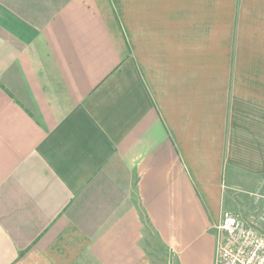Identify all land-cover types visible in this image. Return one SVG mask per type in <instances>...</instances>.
I'll list each match as a JSON object with an SVG mask.
<instances>
[{
  "label": "crops",
  "instance_id": "1",
  "mask_svg": "<svg viewBox=\"0 0 264 264\" xmlns=\"http://www.w3.org/2000/svg\"><path fill=\"white\" fill-rule=\"evenodd\" d=\"M223 1L0 0V264H158L148 233L166 264H215L264 183V56L217 81L233 44L264 55V17L256 50ZM217 18L204 40L231 48L208 55Z\"/></svg>",
  "mask_w": 264,
  "mask_h": 264
},
{
  "label": "rangeland",
  "instance_id": "2",
  "mask_svg": "<svg viewBox=\"0 0 264 264\" xmlns=\"http://www.w3.org/2000/svg\"><path fill=\"white\" fill-rule=\"evenodd\" d=\"M221 2L224 3L223 0H221ZM252 2L257 3V0H235L234 5L237 6V9L234 13L235 14L238 13L237 18H239V21L241 23L248 24V26L253 21V26H255V27H252V30H251L252 34L249 37V39L251 40L249 45H253V46L255 45L254 47H256V50H258L257 48H259V44H258L257 40L259 37H257L255 34L258 30H262V27L259 26V24L262 23V21H257V20L254 21V19H258L260 15H262L264 17V13L262 12L263 13L262 14L261 11H257L256 15H254L253 14L254 10L251 8V6L254 7V4H251ZM217 5H218V2H217ZM218 7L219 6H217V8ZM190 17L191 18L195 17L198 20H200V18H201L198 13L192 14ZM227 23H228V20L226 18H222L220 20V24H219V18H217V21L215 23H213V25H211L210 29L206 30L207 32L204 31L205 26L199 27L201 29L200 36H201L202 40L199 41L200 43H198V44L195 43L194 46L196 47L198 45V47H199L198 49L200 52L201 51L203 52L206 50L208 52V55H210L209 52H212L214 49L216 50V53L217 52L219 53L221 50L226 49L227 46L230 49L231 44L221 43V39L219 40V42L217 44H213L214 45L213 50H211L212 46H210V44L207 43V41H208L207 36L209 34L216 36L218 34L219 30H221V33L224 32L226 29ZM238 29H240V27H238ZM214 38H212V39H214ZM220 38H221V36H220ZM204 39H207V41ZM185 45H186V47L189 45V42H187V40H186ZM238 45H240V43ZM236 46H237V44L232 45V54L229 56L228 64L225 65V66L229 67V70H228L229 74L225 75L226 70L223 71L221 74H223L224 77L218 78L217 79L218 82L225 81V77L227 76V78H228L227 81L229 84L230 83L235 84V82L238 83L237 85L244 84L247 82H251V76H252L251 70H253V68H257L256 70H260L258 66H262V64H263L262 60H263V56H264L262 54V49L260 48L259 52L257 54L253 55L249 51L244 53V50L241 49L242 46L239 48H237ZM202 59H203V57H202ZM247 69H249L248 72H247ZM244 70H246L245 73H244ZM259 76L262 77L261 74ZM248 80H250V81H248ZM229 86L231 89L236 88V86H234V85L231 86V84ZM237 87L240 88L239 86H237ZM261 183L262 182H260V184L255 189H253V188L247 189L246 188L245 193L244 194L241 193V194L246 196L245 200H246L247 210L244 213H245L246 218H248V219L252 218V216H256L257 213H259V215L264 217V198L257 196V195L264 196V183L263 184H261ZM237 189H241V188H236V190ZM236 190H234V192H239ZM253 206L260 207V209L258 211H252ZM146 220H148L147 217H146ZM147 224H148V222H147ZM147 238L151 239V240L147 239L148 251H150L151 257L158 264H166V262H168V260H167L168 257H166L168 255L167 249L162 244H160L156 239H154V237L152 238L149 233L147 234Z\"/></svg>",
  "mask_w": 264,
  "mask_h": 264
},
{
  "label": "built area",
  "instance_id": "3",
  "mask_svg": "<svg viewBox=\"0 0 264 264\" xmlns=\"http://www.w3.org/2000/svg\"><path fill=\"white\" fill-rule=\"evenodd\" d=\"M215 228V264H264V217L256 214L247 221L225 210Z\"/></svg>",
  "mask_w": 264,
  "mask_h": 264
},
{
  "label": "trees",
  "instance_id": "4",
  "mask_svg": "<svg viewBox=\"0 0 264 264\" xmlns=\"http://www.w3.org/2000/svg\"><path fill=\"white\" fill-rule=\"evenodd\" d=\"M144 220H145V222H146V224H147L148 221L146 220V216H144Z\"/></svg>",
  "mask_w": 264,
  "mask_h": 264
}]
</instances>
